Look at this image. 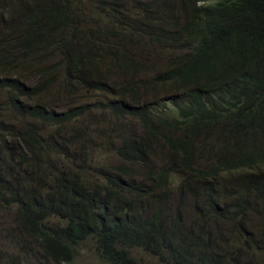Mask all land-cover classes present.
Returning a JSON list of instances; mask_svg holds the SVG:
<instances>
[{"label":"trees","instance_id":"1","mask_svg":"<svg viewBox=\"0 0 264 264\" xmlns=\"http://www.w3.org/2000/svg\"><path fill=\"white\" fill-rule=\"evenodd\" d=\"M0 205V264H264V0H0Z\"/></svg>","mask_w":264,"mask_h":264},{"label":"rangeland","instance_id":"2","mask_svg":"<svg viewBox=\"0 0 264 264\" xmlns=\"http://www.w3.org/2000/svg\"><path fill=\"white\" fill-rule=\"evenodd\" d=\"M173 53H174V51H171L169 53V55L173 54ZM93 118H94V114H92V116H91V122L92 123L97 122V121H94ZM89 119H90V116L86 115L85 116V121H88ZM91 122H89L87 125H90V126L94 127L93 124L91 125ZM110 122H111L110 120H106V121L102 122V124L99 125L97 128L108 130V126H109L108 123H110ZM69 125H70L71 128H74V127L78 126V124L74 123V122H70ZM101 159L104 160V161H107L108 157H106V156L105 157H101ZM14 216H15V211L14 210H12L9 207H5L4 205H0V223L3 225V228L4 227L13 228L12 221H13V217ZM78 253H79V255L76 256V259H75L76 264H103V263L99 262L96 259V256H95V254L93 252L92 244L89 241L85 242L84 244H82L79 247ZM135 256H138L139 258H143V262L145 264H155L156 261H157V259L155 257L149 256L147 254H143V255L138 254V251H137V255H135ZM40 261L42 262V260H40Z\"/></svg>","mask_w":264,"mask_h":264}]
</instances>
